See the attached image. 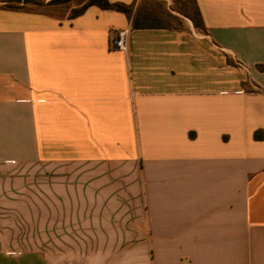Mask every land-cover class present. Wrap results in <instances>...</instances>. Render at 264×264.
Here are the masks:
<instances>
[{
    "label": "crops",
    "instance_id": "crops-1",
    "mask_svg": "<svg viewBox=\"0 0 264 264\" xmlns=\"http://www.w3.org/2000/svg\"><path fill=\"white\" fill-rule=\"evenodd\" d=\"M195 1L206 33L127 53L122 12L0 7V192L52 193L35 234L1 220L0 264H264V0Z\"/></svg>",
    "mask_w": 264,
    "mask_h": 264
},
{
    "label": "trees",
    "instance_id": "trees-1",
    "mask_svg": "<svg viewBox=\"0 0 264 264\" xmlns=\"http://www.w3.org/2000/svg\"><path fill=\"white\" fill-rule=\"evenodd\" d=\"M69 0H49L46 4L42 0H0V7L8 10L22 11L26 6L48 7L49 5L63 3ZM163 0H144V4L138 6L135 11L132 7L122 3H111L108 0H87L79 9L74 10L71 17L81 15L88 7L97 6L103 10H111L124 13L130 19L132 29L144 28H160L169 30H182L184 29L183 19L189 20L194 29L206 33L202 17L198 10L195 0H172L171 11H167L161 7ZM147 2L150 4H157L153 7L145 5ZM230 65H235L233 61L227 60ZM249 82L243 83L246 90H249ZM260 87L255 86L251 92H261ZM254 137L261 139V132H255Z\"/></svg>",
    "mask_w": 264,
    "mask_h": 264
},
{
    "label": "rangeland",
    "instance_id": "rangeland-1",
    "mask_svg": "<svg viewBox=\"0 0 264 264\" xmlns=\"http://www.w3.org/2000/svg\"><path fill=\"white\" fill-rule=\"evenodd\" d=\"M44 4H46L49 0H42ZM87 0H69L59 4L49 5L48 7H41L38 8L36 6H26L25 9L27 10H38L44 11L51 15H55L60 18H71L73 11L79 9L83 4H85ZM163 4L161 5L167 11H171L172 8V0H163ZM144 4V0H127L125 5L131 6L132 11ZM145 5H151L153 7H157V4H150L147 2ZM172 12V11H171ZM176 14L175 12H172ZM183 22H188L186 19H183ZM14 178H12L13 181ZM51 182V180L49 179ZM5 179L3 180L0 178V185H4ZM36 178H32L30 184L29 192H18V193H9V192H0V203L13 200V201H21V202H28L27 208H20V209H6L0 207V223L1 220L4 218H13L16 226L21 231L22 229L28 228L29 231H33L35 234L36 222L37 218L41 215L42 209L35 207V205H31V203H36L38 200H52V193L45 192H37L36 186ZM29 184V183H28ZM51 211V209L49 210ZM23 231V230H22ZM21 231V232H22ZM0 232H2V225H0ZM21 234V233H20ZM20 237V235H19ZM18 247L26 248V247H35L36 241L35 238L32 241H18Z\"/></svg>",
    "mask_w": 264,
    "mask_h": 264
},
{
    "label": "built area",
    "instance_id": "built-area-1",
    "mask_svg": "<svg viewBox=\"0 0 264 264\" xmlns=\"http://www.w3.org/2000/svg\"><path fill=\"white\" fill-rule=\"evenodd\" d=\"M131 25L123 29H112L109 32V49L127 53L128 40L131 33Z\"/></svg>",
    "mask_w": 264,
    "mask_h": 264
}]
</instances>
